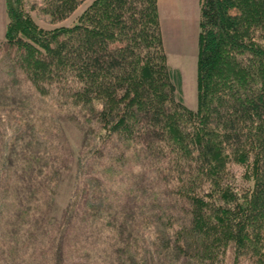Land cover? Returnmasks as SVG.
I'll return each instance as SVG.
<instances>
[{
    "label": "trees",
    "instance_id": "1",
    "mask_svg": "<svg viewBox=\"0 0 264 264\" xmlns=\"http://www.w3.org/2000/svg\"><path fill=\"white\" fill-rule=\"evenodd\" d=\"M84 1L43 10L63 21ZM6 6L4 74L25 86L0 85V104L18 105L0 117L3 239L14 216L32 263L99 264L101 241L119 264H264V0H200L194 110L157 0H91L50 29ZM46 98L89 112L80 148L57 140L61 158L25 112Z\"/></svg>",
    "mask_w": 264,
    "mask_h": 264
},
{
    "label": "rangeland",
    "instance_id": "2",
    "mask_svg": "<svg viewBox=\"0 0 264 264\" xmlns=\"http://www.w3.org/2000/svg\"><path fill=\"white\" fill-rule=\"evenodd\" d=\"M22 6L28 11L31 16L35 19V22L42 28L50 29L59 26H70L76 22L77 17L81 12L89 5L91 0L84 1L77 9L63 21H51V17L44 12V2L43 0H17ZM200 3L198 0H195L193 7L190 10L189 18L182 20L180 25L176 27L175 25L167 26L166 29L162 30V42L163 49L166 55V63L168 67L174 72H178L181 78V93L184 105L191 110H194L197 105L196 101V75H197V36L199 32V16H200ZM6 0H0V85L2 83L6 84L4 92L17 93L19 85L21 90L24 91L23 87L25 86L18 80L10 81L5 78L4 69V54L2 43H4V32L6 29V24L8 21L6 13ZM7 104H0V117L4 112L9 117L17 118L15 110H17L18 105H14V100L9 98L4 99ZM25 101V100H24ZM12 103V105H11ZM25 112H28V117L30 120H33L35 124V130L42 128V133L45 134V138L48 141H52L53 151L55 150V155L57 158H61L60 148L55 147L57 140L64 139L63 137H68L70 143H72L73 148L76 150L80 148V136L83 133L86 125L89 124L87 117L89 112L86 110L75 109H56L53 106L50 98H46L44 102L38 103L35 100L30 99L25 101ZM49 112V113H47ZM73 112V113H71ZM16 114V115H15ZM19 116V114H18ZM48 118L51 119V128L48 125ZM13 120V118H12ZM13 120V121H14ZM12 121L9 119L5 125L8 127L12 125ZM9 128V127H8ZM44 129V130H43ZM9 130V129H8ZM41 131V129H40ZM76 146V147H74ZM62 148V147H61ZM64 150L65 146L63 145ZM71 149V146H70ZM15 160V159H14ZM60 160V159H58ZM56 160L58 167H62L61 162ZM10 162V160H9ZM237 168V167H236ZM14 170V169H13ZM13 173V172H12ZM235 178L237 182H242L243 179L240 175V169L236 171ZM239 179V180H238ZM34 201L28 203V208L36 205ZM8 211V210H7ZM13 221H9L7 225L9 237L6 236L3 239L2 230L5 228L3 222L0 221V264H38V262H43L42 258H38L34 263V254L30 256L31 245L29 241H26V236L24 234V229L22 225L19 226L18 223L14 222V216L11 217ZM1 220V219H0ZM23 222V221H22ZM14 225V227H12ZM10 228V229H9ZM28 240V239H27ZM97 241L95 246H99V250L95 249L96 259L99 264H119L117 259H112L113 255L107 258L104 251L101 252L103 245ZM153 242V241H152ZM79 249V248H78ZM81 253V251H78ZM98 254H100L98 256ZM46 256H44L45 258ZM142 264H152L151 260L146 259L142 260ZM129 263V262H128ZM123 264V263H122ZM241 264H249L248 262L242 261Z\"/></svg>",
    "mask_w": 264,
    "mask_h": 264
},
{
    "label": "crops",
    "instance_id": "3",
    "mask_svg": "<svg viewBox=\"0 0 264 264\" xmlns=\"http://www.w3.org/2000/svg\"><path fill=\"white\" fill-rule=\"evenodd\" d=\"M195 0H157L158 19L161 33L167 26L176 27L182 20L189 18ZM200 3V0H198Z\"/></svg>",
    "mask_w": 264,
    "mask_h": 264
}]
</instances>
